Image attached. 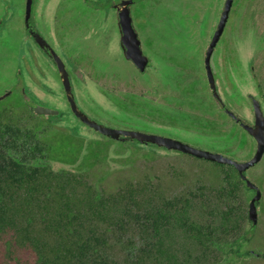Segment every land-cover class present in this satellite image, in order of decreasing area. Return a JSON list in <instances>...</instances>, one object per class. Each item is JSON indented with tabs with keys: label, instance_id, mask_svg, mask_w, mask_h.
Masks as SVG:
<instances>
[{
	"label": "flooded vegetation",
	"instance_id": "flooded-vegetation-1",
	"mask_svg": "<svg viewBox=\"0 0 264 264\" xmlns=\"http://www.w3.org/2000/svg\"><path fill=\"white\" fill-rule=\"evenodd\" d=\"M122 12L130 15L138 46L124 42ZM243 47L250 56L246 64L240 58ZM42 64L46 71L40 69ZM242 74L249 76L253 86L249 90L254 93L243 94L236 82L243 80ZM131 77L136 87L145 82L154 85V101L127 89ZM97 80L108 83L104 94L112 107L138 110L139 121L124 112L111 111L108 119L93 112ZM227 83L237 89L240 102L233 98L235 108L226 99ZM0 98L6 101L1 110L26 105L42 140L55 130L67 133L70 145L76 142L81 148L100 142L93 139L94 132L121 146L167 150L125 135L107 137L93 128V122L176 140L173 129L184 125L186 131L220 140L221 147L227 116L255 144L249 159L232 156L248 162L258 142L246 127L255 128L257 106L264 116V0H202L200 15L193 12L192 0H0ZM47 102L53 107L44 106ZM38 109L58 115L40 114ZM148 110L155 126L141 122ZM241 110L249 112L248 117L241 116ZM58 122H62L59 128ZM162 124L171 130H163ZM263 159L264 155L251 169ZM249 189L254 197L256 190ZM257 208L263 209L262 198Z\"/></svg>",
	"mask_w": 264,
	"mask_h": 264
},
{
	"label": "trees",
	"instance_id": "trees-1",
	"mask_svg": "<svg viewBox=\"0 0 264 264\" xmlns=\"http://www.w3.org/2000/svg\"><path fill=\"white\" fill-rule=\"evenodd\" d=\"M21 114L0 110V264H224L250 241V189L234 167L208 192L168 199L147 181L108 193L83 170L97 143L77 170L56 171L38 161L75 166L81 147L48 145Z\"/></svg>",
	"mask_w": 264,
	"mask_h": 264
},
{
	"label": "rangeland",
	"instance_id": "rangeland-1",
	"mask_svg": "<svg viewBox=\"0 0 264 264\" xmlns=\"http://www.w3.org/2000/svg\"><path fill=\"white\" fill-rule=\"evenodd\" d=\"M192 3L193 12L199 13L200 15L202 12V0H192ZM247 52V49L243 47L241 50L240 58L243 60L244 64H246V60L250 58ZM40 69L46 71V66H43L42 64L40 66ZM244 70L248 73V67H245ZM235 76L236 78H239L240 72L236 73ZM242 78L243 80H237L236 82L238 83L243 94L246 93L245 91L254 93L253 90H249L250 86H252L249 76L245 78L244 74H242ZM130 80V85L127 88L129 91L134 90L133 92L135 94L139 93L142 96H145L146 100L154 101V95L152 93L154 90L153 84L145 82L143 83V87H136V79L131 77ZM118 85L121 86L120 84ZM107 86L108 83L103 80H97L96 82H93V88L96 87V93L95 95H93V112L101 113L106 119H108L109 117L107 116V114H109V112L111 111H116L119 113L124 112L122 114H124V116L127 115V118L139 121V119L135 116L139 113L138 110L134 112L129 109L118 108L117 106L112 107V103L108 102V99L104 94ZM137 88L140 89L139 92ZM231 91H233V87L232 85L227 83L226 99L230 106L235 108L233 98H235L238 102H240V99H237V89L232 93ZM244 101H246V99H244ZM5 102H0V106L2 107L6 105ZM245 103L247 104V102ZM240 105L241 107H243V103H240ZM23 106L24 107H22L21 109L13 108L12 110H19L20 113H22V116L20 117L26 124H36L35 120L30 119L29 109L26 107V105ZM44 106L50 108L53 107V105L48 102L45 103ZM237 110L239 111V109ZM149 111L152 110H148L147 112H145V119H142L145 122L141 120L140 121L143 124L145 123L146 125L155 126L154 116L153 114H148ZM248 114L247 111L241 110V116L243 115L248 117ZM131 116L134 118H131ZM129 123L131 124V122ZM61 125L62 122H58L57 128H59ZM170 127V125L162 124L163 130H171ZM177 127L179 128H172L173 132L176 133V135H173L174 138H177V140L187 143L198 149L221 155L224 154V156H231V158L238 157L240 160L249 159L255 152V144L253 143L251 138L247 136L245 137L244 134L241 133V131L235 126L234 122L227 116L225 117L223 129L225 133L220 143L221 147L217 146L220 140L207 139L204 135H199L196 132H192L191 130L186 131L184 130V125ZM138 129L142 130L141 128ZM188 129L194 128L190 127ZM66 134L67 133L58 134L57 131L53 130L52 132L44 135V138H46L45 142L48 145H51L58 141L57 139H59V142L60 140L62 141V147H70L71 143L69 142V140H66ZM235 134L237 138H235ZM93 139L100 140V142H98L97 144L100 147L99 151H101V153L96 157L94 162L93 159L90 160L91 166H85L81 164L84 160V157L88 153L89 147H82L79 156L76 154L77 158L75 159L78 160L75 165L76 167L73 165H69V163L67 162L64 163L57 160H40L38 161V163L49 164L56 171H60L63 169L77 170V167L83 165V170L89 173L92 183L98 188H104V190L108 193L116 192L119 188L123 187L128 182L137 184L139 182L144 183L149 181L154 186H157V190L161 195L170 199L174 196L184 195L186 194V192H196L199 187L205 188L204 192H208L212 188L218 189L219 187L225 185L222 179L225 174L224 171L228 169L227 166L217 167L211 162L200 160L195 157L180 154L177 152H170L161 148H136L125 145L121 146L119 144L109 142L107 139L102 138L94 132ZM243 142V146L240 147L239 144L242 145ZM73 143L74 145H76V142ZM97 144L95 143L93 145ZM223 152H229V155ZM247 178L253 184L257 185L260 188V191L262 193L261 198L263 209H258L257 224H252L249 222L245 224V228L247 230L254 228L250 241H247L244 244L241 252L230 254L224 264H264V159L258 166L248 172ZM243 192V203L245 208L249 210L250 202L253 199V193L245 188H243Z\"/></svg>",
	"mask_w": 264,
	"mask_h": 264
},
{
	"label": "water",
	"instance_id": "water-1",
	"mask_svg": "<svg viewBox=\"0 0 264 264\" xmlns=\"http://www.w3.org/2000/svg\"><path fill=\"white\" fill-rule=\"evenodd\" d=\"M229 4L227 5V17H228ZM120 16H121V24L124 28V34H125L124 42L126 43L129 41L133 43L132 45L138 46L139 41L136 39V34L132 27L130 15L128 13L127 15H125V13L122 12ZM223 26H224V22H222L220 30L216 34L215 41L220 35L223 29ZM1 99L2 98H0V100ZM37 111L40 114H45V115H50V114L58 115V112H54L51 110L38 109ZM230 114L231 116H234L232 113ZM256 120L257 121H256L255 128L246 127V129L249 131L251 135H253L256 138L258 142V150L255 156L250 161L244 162V163L238 162L232 158H229L221 154L198 149L196 147H193L187 143H184L176 139L159 137L155 135H147V134L138 133V132L119 131V130L107 128L95 122L91 123V125L93 126L95 130L99 131L101 134L107 137L118 139L120 135H125L131 138L137 139V141L141 144L152 143L159 147H164L170 151H177V152L184 153V154H187V155L199 158V159L219 163L222 165L233 166L241 174L242 179L247 184V187L256 190V194L251 200L250 205H249L248 217H249V220L253 224H257L258 222L257 202L260 201L262 197V193L260 189L246 177L245 172L251 169L252 167H254L255 165H257L261 161L264 155V116L259 106L256 107Z\"/></svg>",
	"mask_w": 264,
	"mask_h": 264
}]
</instances>
